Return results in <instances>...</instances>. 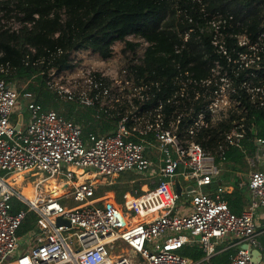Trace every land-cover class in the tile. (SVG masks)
Returning <instances> with one entry per match:
<instances>
[{
    "label": "built area",
    "instance_id": "built-area-1",
    "mask_svg": "<svg viewBox=\"0 0 264 264\" xmlns=\"http://www.w3.org/2000/svg\"><path fill=\"white\" fill-rule=\"evenodd\" d=\"M239 39L238 43L243 42L244 36ZM236 60L244 61V55ZM73 62V68L51 72L47 81L63 98L92 105L96 101L92 93L108 94L109 89L94 72L110 80L115 90H122L120 77L109 78L105 70L94 66L78 76L73 73L75 58ZM238 74L235 72L236 78ZM62 79L68 81L66 86L59 83ZM220 80L205 108L211 113L240 104L234 79L223 76ZM238 83L247 94L258 97V107H264V85L249 86L245 79ZM132 89L134 92L122 96L130 106V95L138 90ZM22 96L29 99L31 94ZM19 103L15 84L0 78V264H196L230 247L234 253L228 264H264V221L257 219L259 208L264 214V169L256 167L257 162L264 165L263 138H257L254 157L249 160L250 203L235 213L219 193L215 155L196 141L177 137L169 129L158 133L163 157L152 169L146 150L153 143L131 136L141 126L165 125L161 116L152 122L147 117L129 118L125 114L113 133L83 134L72 118L28 100L26 124L21 113L16 128ZM203 119L200 111L195 124L203 123ZM243 137V124L236 122L226 132L225 144L240 146ZM222 149L219 146L217 154L223 158ZM128 170L145 176L148 171L157 172L158 181L141 193L124 191L121 202L96 194L98 182L111 185L115 177ZM178 173L192 180V188L186 193L189 200L183 201L188 205L182 207L175 190ZM31 175L37 176L35 192L27 197L16 183ZM49 177L60 179L64 191L53 196L43 192L41 186ZM213 182L217 191L211 188ZM13 199L23 206L13 211ZM30 212L34 226L22 232L26 248L19 253V229ZM59 217L66 222H58ZM185 246L199 247L203 256L199 260L184 256L180 250Z\"/></svg>",
    "mask_w": 264,
    "mask_h": 264
},
{
    "label": "trees",
    "instance_id": "trees-1",
    "mask_svg": "<svg viewBox=\"0 0 264 264\" xmlns=\"http://www.w3.org/2000/svg\"><path fill=\"white\" fill-rule=\"evenodd\" d=\"M0 4L4 15L14 13L20 22L16 28L0 26V78L16 87L24 83L17 89L31 94L27 101L82 122L83 134L113 133L125 114L152 122L159 115L165 125L138 127L131 138L156 143L158 133L169 129L216 154L222 146L224 157H216L217 162L229 165L253 152L257 138L264 139V107H258V97L238 83L245 79L249 86L264 85V0H1ZM240 36L244 40L238 43ZM115 43L126 62L121 91L99 72L93 75L109 93H92L96 100L92 105L63 98L49 87L51 72L75 66V51L89 49L107 59ZM240 55L244 61L236 60ZM223 76L234 79L239 91L234 96L240 104L211 113L205 108ZM132 88L138 90L130 95V106L122 96L134 92ZM105 97L112 103L102 102ZM200 111L203 123L195 124ZM236 122L244 128L241 145L225 144V134ZM236 202H229L233 211ZM21 206L13 199V211ZM33 219L31 214L19 232L33 227ZM180 252L193 260L203 255L197 247L185 246ZM233 252L221 251L209 264H227Z\"/></svg>",
    "mask_w": 264,
    "mask_h": 264
},
{
    "label": "crops",
    "instance_id": "crops-1",
    "mask_svg": "<svg viewBox=\"0 0 264 264\" xmlns=\"http://www.w3.org/2000/svg\"><path fill=\"white\" fill-rule=\"evenodd\" d=\"M81 50L82 49L77 50V51H75V53L79 54L80 52H82ZM256 146H255V148H256ZM146 151H147L146 155L152 161V166H151L152 169L157 168L161 158L163 157V153H162V150L159 146V142L153 143L151 146H148ZM254 151H255V149H254ZM254 151L251 152L250 154L246 153L244 156L246 163H247V166H248V172H247V176L245 178H243L244 173L238 170L235 162L231 163L232 164L231 166L228 163L217 162L216 157H220L219 153L216 154V153L212 152L214 155L216 154L214 156V163L216 164V166L218 168L217 184L221 188V191H219V193L222 195V197L225 200H227L228 204H229V202H232L233 200L237 201L235 211H233L230 208L235 213H240L242 210L247 208L249 203H250V200H251V193L249 192L248 187H247V179H248V174H249L250 170L252 169L249 160L252 157H254ZM242 160H243V158H242ZM256 167H258L260 169H264V165L259 164V162L256 163ZM156 173H151L148 171V173H146V176H145V175H143V174H141L135 170H128V171L123 172L122 174H120L118 176V177H123L122 181H123V187H124L123 189L124 190H122V191L124 192V191L129 190L132 192H139V193L143 192L147 188H150L151 186H153L157 183L158 177H157ZM118 177L114 178V183L109 185L108 188H110V186H113L114 184L118 187V185L116 183L121 182L120 179H117ZM237 178L239 179L238 182H236ZM177 179L180 183V186L182 187L181 194H178L179 195V205L181 207L187 206L188 202H183V201H185V199L189 200L186 193L192 188V180L190 178L183 177L181 173H178ZM104 184H106V183H104ZM217 184L215 182H213L211 185V188L216 187L215 191H217V186H216ZM108 188L105 189L104 191H108L107 193H111V196L106 195V193L101 194L102 196L114 199L117 202H121L123 200V198L121 197L123 192L121 193L120 196H119V194H117V196L119 197V199H117L114 196L113 192H116L118 189L116 191H114L113 189H108ZM263 217H264L263 210L261 208H259L257 210V219L259 220L260 223H263V221H264ZM19 234L21 237H23L22 233L19 232ZM262 236H264V234H262ZM262 239H264V237H262ZM194 247H196V246H194ZM197 248H199V247H197ZM230 248H232V247H230ZM227 249H229V248L222 249L219 252H217L216 254L220 253L223 250H227ZM232 249L234 250V248H232ZM202 254H203V252H202ZM216 254H214V255H216ZM231 255H230V257H231ZM258 255L259 254L257 253V256ZM230 257H229V261H230ZM210 259L208 261L204 260V262L209 264Z\"/></svg>",
    "mask_w": 264,
    "mask_h": 264
},
{
    "label": "rangeland",
    "instance_id": "rangeland-1",
    "mask_svg": "<svg viewBox=\"0 0 264 264\" xmlns=\"http://www.w3.org/2000/svg\"><path fill=\"white\" fill-rule=\"evenodd\" d=\"M1 1V0H0ZM1 5V4H0ZM20 25L19 20L15 17L14 13H12V15L6 16L4 15V10L0 9V26L2 27H13L16 28ZM128 37L133 38L132 35H129ZM119 50H120V45L115 43L114 44V52L113 55L107 59H103L102 57H100L97 53L91 52L89 49H82L79 54L74 52L75 55V59H76V70L73 71L74 74H77L78 76H81L84 73L85 68H88V66H94L96 68H99L101 70H105L108 73V77L111 78L112 76H117L120 77L121 79L124 77L123 76V72H124V66H126V62L124 60L121 59L120 55H119ZM60 84H63L64 86H66L68 84V81L66 79H62V81L59 82ZM122 84V83H121ZM24 83H21L19 86V88L23 87ZM76 88H80V86H78L77 84L75 85ZM122 88V85H121ZM20 93V91H19ZM112 98H107L105 97L102 102H108V104H111ZM27 103V99L24 98L22 96V94L20 93V103L17 105L16 110L20 113L23 114V124H26V110H25V105ZM59 113H61L60 111H58ZM62 115L66 116L65 114L62 113ZM72 118V117H71ZM75 122H77L78 124H80V126L82 127V130L84 132V128L85 125L82 122L77 121L75 118H72ZM231 166V165H230ZM236 167L238 168L239 171L243 172V178H245L247 176V172H248V166L246 163L245 158H243V160H241L240 162H238L236 164ZM223 168V167H222ZM16 177H19L18 175ZM117 179H120L121 182H117L116 184L118 185V190L116 192H113L114 196L119 199V197L117 196V194H119V196L121 195V193L123 192V177H118ZM37 180V176H27V177H23L18 183H16V186L18 189L21 190V192H24V188L26 186H31L33 187L34 182ZM56 184L60 185L61 180L60 179H56ZM109 185H106L104 183H97V189H96V194L101 195L106 193V195L111 196V193H107L108 191H104L105 189L108 188ZM46 189V190H45ZM61 189V187H60ZM63 189V188H62ZM41 190H43V192L48 193L50 196H53L50 189L47 186V183L43 184L41 186ZM64 190H62L63 192ZM25 193V192H24ZM32 213H28L27 218L30 217ZM26 218V219H27ZM25 219V220H26ZM24 220V222H25ZM23 222V223H24ZM22 228V226H21ZM20 228V229H21ZM24 231V230H23ZM22 231V232H23ZM21 232V233H22ZM24 235V234H23ZM23 239V240H22ZM24 237L21 238V243L19 246V250L18 252L20 253L21 251H25L26 248V244L24 242ZM205 264V263H204ZM258 264H262L261 262Z\"/></svg>",
    "mask_w": 264,
    "mask_h": 264
},
{
    "label": "bare ground",
    "instance_id": "bare-ground-1",
    "mask_svg": "<svg viewBox=\"0 0 264 264\" xmlns=\"http://www.w3.org/2000/svg\"><path fill=\"white\" fill-rule=\"evenodd\" d=\"M45 183H47V186H48V188L50 189V191H51V193H52V195H57L59 192H61L63 189L61 188L60 189V185H57L56 184V181H55V179L53 178V177H49V178H47V180H46V182ZM46 190V189H45ZM25 192V193H24ZM24 192H22L25 196H27V197H30V196H32V194L35 192L34 191V188L33 187H31V186H26L25 188H24ZM35 195V194H34Z\"/></svg>",
    "mask_w": 264,
    "mask_h": 264
},
{
    "label": "water",
    "instance_id": "water-1",
    "mask_svg": "<svg viewBox=\"0 0 264 264\" xmlns=\"http://www.w3.org/2000/svg\"><path fill=\"white\" fill-rule=\"evenodd\" d=\"M21 118H22V114L19 113V114H18V118H17L16 125H15L16 128L19 126V123H20V121H21ZM175 190H176V193H177V194H181L182 187L180 186V183H179L178 179L175 181ZM57 221H58V222H62V221L66 222V220H62L60 217L57 219ZM67 223H68V222H67Z\"/></svg>",
    "mask_w": 264,
    "mask_h": 264
}]
</instances>
